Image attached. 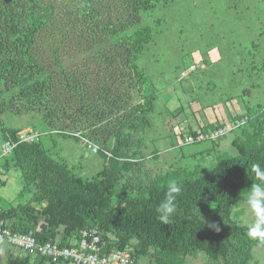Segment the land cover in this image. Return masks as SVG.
<instances>
[{"label": "trees", "instance_id": "obj_1", "mask_svg": "<svg viewBox=\"0 0 264 264\" xmlns=\"http://www.w3.org/2000/svg\"><path fill=\"white\" fill-rule=\"evenodd\" d=\"M172 1L0 0V142L15 144L7 155L0 148V166L5 172L19 171L21 192L30 193L26 203L0 205V221L13 223L18 231L33 230L41 241L59 240L62 245L85 229L97 228L107 249L131 248L134 264L142 256L151 264H185L196 250L213 264H251L254 246L264 251V243L249 238L248 226L232 213L257 182L251 165L264 167V109H249L247 124L233 140L237 154L221 152L212 166L199 162L193 168L155 172L143 160L138 136L152 127L159 90L138 64L154 39V26L144 14ZM101 44L106 46L96 57L104 61L101 74L120 87L130 81L138 98L110 127L113 141L103 147L98 144L99 133L82 130L80 125L92 128L95 119L104 122L119 107L110 102L107 87L81 97L86 101L73 111L79 120L71 122L73 131L55 125L67 115L59 85L61 89L73 86L81 96L82 83L71 76L64 57H80L89 46ZM53 60L60 78L58 73L48 76ZM9 110L40 111V121L33 125L41 129L40 138L19 140L21 128L7 126L2 117ZM221 124L211 123L208 129ZM47 134H64L81 143V137H89L99 145L102 168L91 177L82 176L57 152L56 143L46 146L42 136ZM172 180L182 187V195L171 224L163 225L156 207ZM4 264L60 263L10 249Z\"/></svg>", "mask_w": 264, "mask_h": 264}, {"label": "rangeland", "instance_id": "obj_2", "mask_svg": "<svg viewBox=\"0 0 264 264\" xmlns=\"http://www.w3.org/2000/svg\"><path fill=\"white\" fill-rule=\"evenodd\" d=\"M196 2V3H195ZM257 2V8L253 4ZM252 7L249 17L256 18L255 24H250L251 19L246 18L244 26L241 30L235 23L234 11L229 7L233 4V0H173L171 3H161L152 12L144 14L147 23L156 25V20L161 18L160 24L155 26L154 42L145 49L144 53L139 57L138 64L141 68L145 67L151 72L147 73L155 85L158 87L156 108L151 113L153 120L152 127L145 134H140L139 142L142 146L144 154L143 160L155 172L167 171L179 166L193 168L197 163H204L206 166H212L215 158L221 152H228L236 155L237 148L233 144V140L241 132V128L229 131L223 137L216 140H204L193 144L180 145L181 136L191 134L190 128L193 123L196 127L193 131L207 132L210 129L211 123H225V113L230 120L239 118V114L232 115L229 110L232 102L224 103L216 106L215 109L208 107L207 99L216 100L220 95H213L205 90L207 75H201L203 63H195L193 67H189V63H194L195 57H200L199 52H205L206 49L218 48L224 60L215 67L212 73H216L223 82L224 89L229 91L231 86L240 85L242 82V90L248 88L253 91L252 94L243 95L247 102L251 101L252 105H256L264 100V0H244V8ZM252 4V5H251ZM232 6V5H231ZM249 7V8H250ZM232 17V18H231ZM236 17V16H235ZM237 20V19H236ZM261 22V23H260ZM262 32V34H261ZM261 35V36H260ZM259 44V45H258ZM259 46V48H254ZM103 44L97 46H89L87 52L80 57H64L65 66L72 71L71 76H76L80 79L82 85L80 88L81 96L76 95V88L72 89L66 86L61 89L58 87L60 99L63 101V107L66 109L67 115L63 121H57L56 127H64L68 131H73L71 126L72 121H79L77 114L73 111L81 105V97L88 91L96 90L97 92L103 89L109 90L112 95L110 102L113 104L119 103V107L111 116L95 123L93 126H84L87 132L96 131V136L100 138L98 144L100 147L105 144H110L113 141L111 137V126H115L124 112L131 109L136 104L138 98L132 83L130 81L122 83L120 87L117 81L108 79L100 72L102 59H96L98 52L105 48ZM259 57L253 58V55ZM263 56V57H260ZM155 57H160V62L156 61ZM54 58V57H53ZM155 60V61H154ZM52 63V70L48 72L49 77H53L54 73H58L60 78L59 66ZM257 62L260 71L253 72L254 64ZM188 66V68H187ZM230 66L236 74H230ZM186 67V68H185ZM237 68L242 69L237 70ZM186 70L185 75L183 71ZM210 74V73H209ZM57 78V77H56ZM213 80L214 77L212 76ZM210 80V79H209ZM105 81V82H104ZM233 81L237 83L232 84ZM254 84H259V88H253ZM131 87H130V86ZM226 85V86H225ZM240 89V88H239ZM238 89V90H239ZM217 91L220 89L217 88ZM211 102V101H210ZM262 104H264L262 102ZM207 105V106H206ZM119 108V109H118ZM233 108V107H232ZM235 110V108L231 109ZM223 115H217L219 114ZM244 116H247L248 111L244 109ZM236 114V113H235ZM40 111L28 112H3L2 117L7 126L20 127V131H37L34 123L38 124L40 120ZM222 125V124H221ZM64 135V134H63ZM60 136L57 134L43 135V141L48 147H53L56 143V150L61 154L73 168L84 177L93 176L103 166V157L97 152L96 154L77 142L74 138ZM105 140V141H103ZM3 145L0 142V148ZM19 173V171H17ZM20 174V173H19ZM9 183L6 187L0 183V196L2 197L3 206L8 207L13 202V192L17 190L15 183L12 181V175H9ZM11 181V182H10ZM30 193L21 192L18 199L28 200ZM17 200L15 202H17ZM246 201V200H245ZM245 201L239 206L232 209V213L239 215L243 224L249 226L254 223V216L246 208ZM118 200H116V203ZM3 246L15 248L9 245L7 241L1 242ZM0 246V264H4L8 253ZM254 259L251 264H264V251L259 245L253 248ZM138 264H151L148 257L142 256ZM185 264H213L207 258V255L199 250L188 255Z\"/></svg>", "mask_w": 264, "mask_h": 264}, {"label": "built area", "instance_id": "obj_3", "mask_svg": "<svg viewBox=\"0 0 264 264\" xmlns=\"http://www.w3.org/2000/svg\"><path fill=\"white\" fill-rule=\"evenodd\" d=\"M193 67V65H191ZM190 66V67H191ZM186 70L183 71L185 75ZM248 116L226 121L217 129H210L203 133L187 134L180 137V145L193 144L204 140H216L229 131L247 124ZM41 132L20 131L19 140L31 141L39 139ZM82 144L93 153L99 151V145L89 137H81ZM15 144L7 141L3 144L2 155H7ZM3 168L0 166V179L3 177ZM7 243L29 254L32 259L44 256L52 262L61 264H134L135 258L131 248L107 249V242L97 228L85 229L78 238H73L70 244L62 245L59 240L41 241L33 230L22 232L14 229L13 223L0 221V242Z\"/></svg>", "mask_w": 264, "mask_h": 264}, {"label": "crops", "instance_id": "obj_4", "mask_svg": "<svg viewBox=\"0 0 264 264\" xmlns=\"http://www.w3.org/2000/svg\"><path fill=\"white\" fill-rule=\"evenodd\" d=\"M243 4H244V0H233V4H231L232 6L230 5L229 9L232 10V11H234L233 13L236 16V17L234 16V19L235 20H233V22L235 21L236 25L241 30H243V27L244 26L246 28L248 26V30H249V26H251V25H249V24L246 25V23H244L246 21H244V20L246 18H250L252 20L250 24H252V23L255 24L256 18H258V19H260V18L257 17V16H256V18L255 17H249V15L252 13L251 12L252 7L248 6V3H247L246 4L247 6H245L246 8H244L243 7L244 6ZM253 6H255L254 8L259 7L257 2H255L253 4ZM160 21H161V18L158 19V21L156 20L155 21L156 22V25L160 24ZM156 25H153L154 26V34H155V26ZM261 34H262V32H261ZM154 38H155V35H154ZM152 42H154V39H153ZM254 48H259V46H256ZM198 53H199L200 57H195L194 64L195 63H199V62L203 63L202 69H205V70L202 71L201 75L202 76L203 75H207L206 82H207L208 85H206L205 90L207 91V89H208V92L211 93L209 95V98L210 97H213V95H215V96L216 95H220V97L217 98L216 100H214V99L212 100V98L211 99H207V101L208 100L211 101V102L208 101V103H212V104H208L209 105L208 107H212L213 109H215V107L216 106L218 107V105H221V104H224V103L228 104V101H234V102H232L233 104H231V106H229V107H231L229 111L232 112L231 113L232 115H237V114L243 115L244 112H245L244 111L245 108H246V111L249 110V109L256 110V111H259V110L264 109V104H262V102L264 103V100H262L260 103H258L256 105H252L251 104V101H248L247 102L244 98H242L243 95H249L250 96L252 94V92H253V91L248 90V88H244L242 90V88H241L242 87L241 86L242 85V82H241L240 85L236 84L237 86H235V87L231 86V89L229 91H226L224 89L223 82H221L219 80L220 79L219 75L216 74V73H212L213 70L215 72V67L224 60V57L222 56V54L218 50V48H210V49H206L205 52H202V51L199 52L198 51ZM256 56L259 57V55H257V54L253 55L252 57L255 58ZM260 57H263V56H260ZM155 58H156V61L157 62L161 63L160 62V57H155ZM253 64L255 66L253 72L254 71L255 72L260 71V69H258V67H257V66H259V65H257V62L254 61ZM262 64H264V58H263V63ZM143 69H145V71H147L148 73L151 72V69L149 70L148 68H145V67H143ZM237 70H240L241 71L242 69L237 68ZM263 70H264V68H263ZM229 72H230V74H228V76L230 78H231V74L232 73L233 74H236L233 71V67L232 66H230V71ZM212 76L216 80H213ZM262 80H264V78ZM234 83H237V81H233L232 82V84H234ZM217 88H219L220 90L217 91L216 90ZM253 88H259L260 89V85L259 84H254ZM232 107L235 108L236 111L235 110H231V109H233ZM218 113L219 114H217V115H219V116L220 115H223V114H220L219 111H218ZM225 117H226V119L223 120L222 122H224V121H230V118L227 117V114L226 113H225ZM191 124H192L191 125L192 129H195L196 127L194 126V124L193 123H191ZM3 174H4V176L1 177V179H0V183L3 185L2 187H6L8 185V183H9V178L8 177H9V175H12V178L11 179H12L13 183H15V185H16L15 187L17 188V190L15 192H13V197L14 196L15 197L13 198V202H12L11 205H16L18 203H26L29 199L28 200H22V199L21 200L20 199L17 200V197L19 198V194H21V191H22V188H23L22 186L24 185L23 184V179H22L21 175L16 170H14V169H11L8 172H5L3 170ZM1 199H2V197L0 196V205L3 206L4 204L2 203L3 201ZM16 200H17V202H15ZM0 246L2 248H5L4 250L6 251V253H9L10 249H13V251H15V252H20L21 254H24V252L21 249L17 248V247H15V248H12V246L5 247V246L2 245V243L0 244Z\"/></svg>", "mask_w": 264, "mask_h": 264}, {"label": "clouds", "instance_id": "obj_5", "mask_svg": "<svg viewBox=\"0 0 264 264\" xmlns=\"http://www.w3.org/2000/svg\"><path fill=\"white\" fill-rule=\"evenodd\" d=\"M251 171L254 173L255 181L248 188L245 201L246 208L254 216V223L247 229V235L251 239H259L264 243V167L259 163L251 165ZM182 195V187L177 181L168 182L163 198L156 207L157 219L163 225H169L172 217L177 212L178 198ZM219 231L215 224L209 225Z\"/></svg>", "mask_w": 264, "mask_h": 264}]
</instances>
